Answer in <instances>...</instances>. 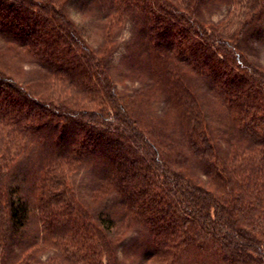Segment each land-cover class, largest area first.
Instances as JSON below:
<instances>
[{"label": "trees", "instance_id": "1", "mask_svg": "<svg viewBox=\"0 0 264 264\" xmlns=\"http://www.w3.org/2000/svg\"><path fill=\"white\" fill-rule=\"evenodd\" d=\"M212 1L0 0V264H264V0Z\"/></svg>", "mask_w": 264, "mask_h": 264}, {"label": "rangeland", "instance_id": "2", "mask_svg": "<svg viewBox=\"0 0 264 264\" xmlns=\"http://www.w3.org/2000/svg\"><path fill=\"white\" fill-rule=\"evenodd\" d=\"M209 0H203V2L201 3L202 6V10L201 12L205 15H208L216 20L221 18L227 11V7L224 4V2L221 1H212L211 3L209 2ZM208 3V4H207ZM230 8L234 11H238L239 9H241L240 5L237 4V0L235 2H231L230 3ZM82 11L78 8V7H74L71 6L70 7V13L71 15L75 18V20H79L80 17L84 16L85 14L81 13ZM83 14V15H82ZM88 15V14H87ZM88 20L93 23V20L91 19V17L88 18ZM234 20V19H232ZM131 32H132V27L131 24L128 22L124 29L121 31L120 34V39H121V45L119 47V49L116 51L115 56H114V60H113V73L115 75V78H117L118 80V88L119 89H126L129 88L131 86L137 85V81H130L131 79L129 77H124L122 80L121 76L128 70L123 62H122V53L123 51H126V44L127 42L130 40V36H131ZM89 33V32H88ZM89 35V34H88ZM90 37H93L91 34L89 35ZM247 45L249 46V52L251 54V57L254 59H257L261 62V64L264 67V42H257V40L253 37H249V39H247ZM93 40L91 39V42ZM25 71L27 70L26 68L24 69ZM29 173H30V168L28 165H26L25 163H22L20 168L18 169V172L16 174V178L15 181L13 182L14 186H19V188L22 190V192L27 193L29 190ZM128 243L130 244L129 247H125L123 248V250H119V256L124 259L125 256H127L130 252H133V240L128 241ZM128 264V263H127Z\"/></svg>", "mask_w": 264, "mask_h": 264}]
</instances>
